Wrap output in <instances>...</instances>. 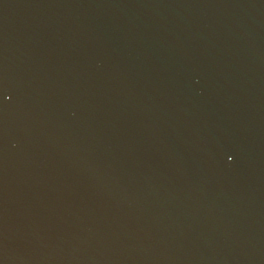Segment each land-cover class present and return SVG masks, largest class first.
<instances>
[{"label": "water", "instance_id": "95a60500", "mask_svg": "<svg viewBox=\"0 0 264 264\" xmlns=\"http://www.w3.org/2000/svg\"><path fill=\"white\" fill-rule=\"evenodd\" d=\"M0 264H161L90 154L0 47Z\"/></svg>", "mask_w": 264, "mask_h": 264}, {"label": "snow or ice", "instance_id": "6c2138e0", "mask_svg": "<svg viewBox=\"0 0 264 264\" xmlns=\"http://www.w3.org/2000/svg\"><path fill=\"white\" fill-rule=\"evenodd\" d=\"M3 98H4L3 80L2 78H0V111H2ZM232 158H233L232 156H228L229 160H231Z\"/></svg>", "mask_w": 264, "mask_h": 264}]
</instances>
